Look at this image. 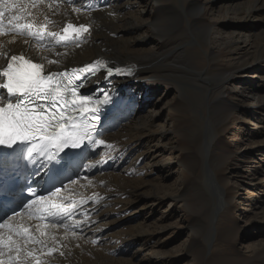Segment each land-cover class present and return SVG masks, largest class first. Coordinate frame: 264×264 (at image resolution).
I'll list each match as a JSON object with an SVG mask.
<instances>
[{
	"label": "bare ground",
	"instance_id": "bare-ground-1",
	"mask_svg": "<svg viewBox=\"0 0 264 264\" xmlns=\"http://www.w3.org/2000/svg\"><path fill=\"white\" fill-rule=\"evenodd\" d=\"M171 1L172 0H75V2H73V0H44V3L38 5V7L42 13L47 14L48 18L54 21L53 24L48 26L51 31L60 32L67 23H81L83 25H88L89 27L93 23L95 29L92 27L88 33H82L79 38V43L74 40L66 43H58L57 39L46 36L42 41V49L41 46L35 42L30 44L24 43L23 41L27 39V37H18L14 43H8V41L12 39L11 35L0 36V44H3L4 49L10 54L22 53L25 57H30L33 62L37 63L41 62V55L46 57L47 59L43 61L45 64V74L50 71L54 72L67 67L71 69H78L94 64L96 61H102L104 64L115 63L118 69L123 70L119 73H112L111 76L102 73L98 74L97 76L89 79L85 84V87H89L95 85V83H101L102 86H105L108 89H115V87L120 86L122 91L120 96L112 103L110 109L101 115V122L97 125V128L100 125H105L102 130L105 134L96 137L97 140H102L105 143L93 145L92 153L88 157V161L95 155L99 156L98 159L96 161L94 159V162L91 164H89L90 162L88 161L82 163L78 170L75 171L77 176L76 180H74L75 183L71 182L65 185L67 187H63L61 189V193L59 194L60 198L57 199L56 202L70 206V211L64 215L63 219L58 218L55 222L58 224H67L70 227L67 230L62 226L56 230H49L50 235H54L57 242L53 244L52 240H48V247L43 249V254L41 255L39 252L37 253V255L40 256L42 264H49L48 262H51V264H134L132 260H121L114 257L122 253L125 246L130 247L139 242L141 239L145 241L144 245L152 242L153 236H151V232L148 230L149 228L147 229L144 227L146 229L143 228L141 231L139 230L138 234L136 233L135 235L134 230L140 229L141 226L138 227V229H130L127 233L133 231V235L130 234L129 237H124L123 239L121 238V235H118L120 236L118 237L109 231H115L116 226H119L120 223L122 224L125 219H128V216L136 213L137 210H140V208L146 209L148 201H146L145 198H153V202L151 201L152 203L150 204L151 206H155L162 198L171 194L176 198L182 197V193L184 195L185 186H191L190 188L200 186V189H204L202 183L200 182V178L195 172L201 158L196 153L194 145L199 143L198 139L200 135H195V133L194 135H188L187 145L181 147L174 145L172 139H165L168 131H170L175 124H180L182 122L189 124L194 120L189 114L188 107L185 105L186 111L184 115H166L163 120L161 114L157 113L154 117L152 116L153 119L149 120L148 123L145 122L147 125H134L130 130L121 133L118 135L119 137L116 141H123L127 139L124 144L122 143L124 148L121 155L118 156V158H106L103 156L107 150V145L111 143V139L106 136L109 132H112L111 129L114 127L119 128V125L126 120L132 121L135 119L134 114L131 113V107L136 101V99H134L135 97L133 98L135 91L132 87L133 84L143 83L148 79V75L156 73L159 69L164 70L169 77L184 80L183 76L179 75L177 72L178 70L176 71L177 75H175L174 72L167 71L168 69H166L167 67L165 62L173 63L172 59H164V56L166 57L167 53H165L164 56L161 54L163 56L161 59L159 58L161 57L160 55L158 57L155 56V58H148L147 56L137 55L131 51H127L124 47H118L119 42L122 41L123 37L127 34H131L137 26L136 24H130V19L127 20L126 18H123L122 12L126 9L129 10V7L134 5H137V8L143 11L150 6H154L158 17L152 20L153 25L160 30V16H163L168 21V24L163 26L161 31L163 37L167 38V43L170 41H168V38H171L173 35L170 33L176 31L175 24L183 20L184 17L190 16L189 14H191L190 17L192 18L190 21L187 20L189 35L194 39L196 38L204 41L210 37L209 27L207 24L203 25L199 22V19L204 17L205 11L207 10L206 7L201 9L197 6L198 2L201 0H181L183 4L187 3V5L184 6L182 4L180 10L174 8ZM225 4L227 6L224 5L220 8L218 18H221L223 22L230 26L232 18L241 21L240 24H232V31L229 32L230 40L235 42V46L232 49L235 57L231 60L232 64L228 70L224 69L220 71L219 74L210 77L203 73L199 74L200 78L204 80V84L208 92H211L212 89L216 87H220L223 82L233 77L234 73L237 71H239L243 77L253 69V64H255V62L257 63L259 59H264V33L260 32L261 36L259 37L257 35V38L252 34L250 30L251 28L248 29L247 27L249 26L245 25L246 21L252 19L259 18L258 20L264 21V0H251L244 3L242 6H239V3H232V0H225ZM48 5H51V9ZM74 8H79L80 12L77 13L73 11ZM29 10H31L30 6ZM9 15V13H5V31H7ZM38 18L43 20V15ZM244 29L246 30V32H244L246 33V36L242 34L243 36L241 35L242 37L240 36V39L234 32L236 30L241 31ZM254 29L255 27L252 31ZM136 41L144 42L141 37H138L135 42ZM81 43H85L87 45L86 48L83 49L84 54H76V51L82 49L80 47L81 45L79 46ZM167 46L165 47L167 48ZM210 59L213 63H218L220 60V54L212 52ZM48 60L57 61V63L48 64ZM181 60L183 59L181 58ZM5 64V58L0 57V67H3ZM263 64L259 67V70L263 69L262 74H264ZM177 65L181 69H188L191 71V68H188L187 66L181 65L180 63H177L176 66ZM184 75L187 74L185 73ZM248 90V93L250 94L253 89ZM252 94L257 100V106L254 112L253 110H250L249 107L245 106L246 111L244 113L249 115L254 113L258 122L264 123V97H262V95L260 96L256 89L255 93L253 92ZM244 96L246 97V95ZM217 100L219 101L217 102ZM217 100H213L209 107L210 111H212V119L216 117L217 114L215 115V113L218 112L217 107L222 101V99ZM116 101H120L119 108L115 107ZM169 109L170 107H166L165 110ZM158 117H160L163 122L157 121ZM256 125L258 127V123H256ZM254 129L255 128H253V130ZM221 130L219 131L218 128L217 130L215 129V132L221 133L223 132V129ZM215 132L213 131V128H209L205 132V141L209 144V147L213 145ZM262 135L261 133H257L252 140H250L251 143L256 144L257 148L260 145H264V138L261 139ZM133 138H135L136 141H132ZM154 140L155 142L152 144L150 151L148 149L146 152H139L143 141L152 142ZM116 141L114 139V142ZM208 154V165L214 171L216 176L215 180L218 186L220 185V188H224V192H222L223 198L227 199L229 204L231 203L234 208L236 207L234 200H236L239 196V192L242 189L240 188L242 185H236L238 183L235 181H238V178L248 181L246 182V196H251L250 198L253 200L257 199L260 204L264 201V196L262 194H260L261 196L255 195L257 192L264 194V177H260L261 173L264 172V159L257 160L258 163H261L262 169H257L255 166V169L252 172L237 170L235 172L233 171L235 167H230L228 160L224 159L226 161L219 162L213 151H210ZM133 155L135 157L131 160ZM255 156L257 155L255 154ZM150 161L151 164L149 163ZM242 163L243 162L237 164L238 166H242ZM174 168L177 169L176 172H174ZM100 170L102 172H100ZM171 173H174L175 181L170 185L171 187H169L166 184V180L172 176ZM91 174L94 176L96 175L97 178L89 180V175ZM138 175H141L143 178L153 175L155 182H150V188H147L144 185L143 178L138 177L134 179V183L137 185L133 184L131 181L132 183L123 189V191L129 190V195H127L128 192L120 193L121 190H118L120 188L117 189V180L115 179H118L117 177L119 176H123L124 180L127 181L129 178L132 179ZM109 179H111L113 185L112 189H115L114 191H110L108 188L111 183H109ZM231 179L234 181L232 182ZM118 182L120 183V181ZM117 191H119V193H116ZM254 191L256 193H253ZM113 194H117L116 196H119L120 198L115 200L117 201L116 204L114 203L115 205L110 206L109 202L105 203L102 201L105 197ZM122 194L125 197L121 196ZM259 196L260 198H258ZM63 197H68V199L64 200ZM201 199L204 200L203 203L206 202V204H208L207 197H202ZM250 205L251 204H249V206ZM76 206L79 207L74 209ZM187 211L188 217L194 215L196 217L198 216L195 212H191L190 210ZM263 212L264 211H262V216L260 217L262 221H264ZM252 215L255 216V214ZM102 216H104V218L101 220L99 225L94 226V223L98 221L97 218ZM195 221L197 222V231L196 228H190V234L188 236L189 243L187 244V248L190 247L203 250V245L199 243L198 236L205 229V223L202 218L195 219ZM14 222H23L25 225H35L36 223L48 221H40L38 219L28 220L26 217H16ZM115 223L116 225L114 226ZM159 227L161 226L159 225ZM77 228L78 230H76ZM240 228L241 226L236 221L232 227L222 230L215 229V234L232 238L234 241L238 242ZM73 233H75V235H73ZM115 233H117V231ZM104 238L106 239V243H103L102 246L100 243L103 242ZM93 241H95V243H93ZM160 245L161 244L159 242L154 244L153 247L151 246L149 252L145 255V258L138 260V264H156V262L152 260L158 257L157 255L159 251L157 248ZM37 247L39 248L40 246L37 245ZM49 248L54 249L51 251L50 255L48 254ZM242 249L243 247H239L236 250L243 254V252H241ZM259 249H264L263 243L256 244V246L250 248L249 253L251 252L256 255L257 250L259 251ZM184 250L187 251L186 246ZM61 253H63V255H61ZM228 255L229 254L213 252V254L206 259L203 258V255H198L197 259L195 258V264H231V260H229ZM232 255L234 256V254ZM225 257H227L228 260H226ZM250 258H241L242 260L235 264H248Z\"/></svg>",
	"mask_w": 264,
	"mask_h": 264
},
{
	"label": "rangeland",
	"instance_id": "rangeland-1",
	"mask_svg": "<svg viewBox=\"0 0 264 264\" xmlns=\"http://www.w3.org/2000/svg\"><path fill=\"white\" fill-rule=\"evenodd\" d=\"M248 1L251 0H232V3H239V6H242ZM171 2L174 8L179 10L183 4L181 0H172ZM183 5L186 6L187 3H184ZM224 5L227 6L225 4V0H201L198 2L197 6H199V8H207L204 17L199 19L201 24H207L209 27L210 37L207 38L206 41L196 38L194 39L189 35L187 20H192L190 17L191 14H189L190 16L184 17V19L179 23L175 24L176 31L170 33L174 36L172 35L171 38H168V41H170L167 43V38L163 37L161 31L162 27L168 24V21L163 16H160V30H158L159 28L153 25L152 20L158 17L154 6H150L146 8L145 11H143L138 9L137 5H134L129 7V10L126 9L124 12H122L124 15L126 14L125 16L121 13L123 18H126L127 20L130 19V24H136L137 26L135 30L131 32V34H127L123 37L122 41L119 42V45L117 44L118 47H124L127 51H131L137 55L147 56L148 58H155V56L158 57L160 55L161 57L159 58L161 59L165 53H167L166 57L164 56V59H172L173 61V63L165 62L167 67L166 69H168L167 71L174 72L175 75H177L178 72L179 75L183 76L184 80H179L175 77H169L167 73L164 72V70L159 69L156 71V73L148 75V79L143 83L133 84L132 87L133 90H135L133 98L135 97L134 99H136V101L131 107V113L134 114L135 119L132 121L126 120L119 125V128L114 127L111 129L112 132H109L106 135L111 139V143L109 144L111 147H107V150L103 156L106 158H118V156H120L123 151V144L125 141H127V139L123 141H116V139H118V135L130 130L134 125H147L146 123L153 119L152 116L154 117L157 113L161 114L163 120L165 119L166 115H184L186 111L185 106H187L189 114L193 117L194 122L191 121L189 124L183 122L180 124H175V126H173L172 129L168 131L165 139H172L174 145L181 147L187 145L188 135H194V133L195 135H200L198 139L199 143L194 145L196 153L201 158L195 172L200 178V182L202 183L204 189H200V186L195 188H190L191 186H185L184 195L182 193V197L176 198L171 194L162 198L161 201L155 205L156 207L154 205L151 206L150 204L153 202V198H145L146 201H148L146 209L140 208V210H137L136 213L128 216V219H125L122 224L120 223L119 226H116L115 231L110 230L109 232L112 234L114 233L117 236L121 235V238L123 239L124 237H129L130 234L133 235L134 232V235L136 233L138 234L139 230L141 231L144 227H146L147 229L149 228L148 230L151 232V236H153L152 242L144 245L145 241L141 239L139 242L133 244L130 247L125 246L126 248L124 247L123 252L114 258L121 260L129 259L132 260L134 264H138V260L145 258V255H147L149 252L150 247H153L154 244L160 242L161 245L157 248L159 251L157 256L159 258L157 257L152 260L155 261L156 264H195V260L197 259L198 255H203V258L206 259L210 257L213 252L229 254L228 258L231 260V264L240 262L242 260L241 258L244 259V257L250 258V256L251 258L248 264H264V249H259V251L257 250L256 255L251 252L250 255L249 253V249L256 246V244H264V241H262L264 240V221L260 219L262 216L261 213L264 211V201L260 204L257 199L253 200L250 198L251 196H246V182L248 181L238 178V181H235L238 183L236 185H242V187H240L242 189L239 192V196L236 198V200H234L236 203V207L234 208L231 203H228L227 199L223 198L222 192H224V188H220V185L218 186L215 180L216 176L214 171L208 165V153H210V151L214 152L219 162L228 160V163L230 164L229 166L232 168L235 167L233 169L235 172L236 170L252 172L255 169V166L257 169H262L261 163H258L257 160L264 159V145H260L257 148L256 144H253L250 141L257 133H261V135L263 134L261 139L264 138V123H259L254 116V113L250 115L244 113L246 111L245 106L249 107V109L253 110V112L257 106V100L252 94L253 92L255 93V89L260 96L262 95V97H264V74H262L263 69L259 70V67L264 63V59H259L261 62L259 60L257 63L255 62V64H253V69L244 75L245 77H242V74L237 71L234 73L233 77L223 82L220 87L212 89L211 92L206 90L204 80H202L199 76V74L202 73L209 77L215 76L224 69L228 70L232 64L231 60L235 57V54L232 52L235 42L230 40L229 32L232 31V24H240L241 21L232 18L230 26L223 22L221 18H218V15L220 14L219 10ZM258 19L248 20L245 23V25L249 26L247 28H251L250 30L252 34L257 38L258 36H261L260 32L264 33V21H260ZM80 24L81 23H76L73 25ZM90 27L89 31L92 29V27L95 29L93 23L90 25ZM254 27L255 29L252 31ZM244 30H241L242 32L236 30L234 33L241 39L243 35L246 36V33H244L246 30ZM138 37H141L144 42H135ZM79 46L82 49L76 51V54H84L83 49H85L87 45L85 43H81ZM165 46H167V48ZM212 52L220 54V60L218 63H213L210 59ZM181 58L184 61L181 60ZM177 63L191 68V71L188 69H181L178 65L176 66ZM185 73L187 75H184ZM102 87L105 88V86ZM248 89H253L250 94L248 93ZM244 95H246V97ZM217 99H222V101L217 107L218 112L215 113V115L217 114L216 117L212 119V111H210L209 107L213 100ZM218 101L219 100H217V102ZM166 107H170L171 110H165ZM162 119L158 117L157 121L163 122ZM256 123H258V127ZM209 128H213L214 132L215 129L217 130L219 128V131L223 129V132L221 133H214V142L211 147H209V144L205 141V132ZM253 128L255 129L253 130ZM104 134L105 132H103L102 135ZM114 139L116 142H114ZM134 140L136 141L135 138L132 139V141ZM154 142L155 140L152 142L143 141V144L141 143L139 152H146L148 149L150 151ZM255 154L257 156H255ZM98 157V155H95L94 157L90 158L89 161L87 158L85 162L88 161L90 162L89 164H91L94 162V159L96 161ZM134 157L135 156L133 155L131 160H133ZM241 162H243L242 166H238L237 163ZM149 163L151 164V161ZM176 170L177 169L174 168V172H176ZM100 172L102 171L100 170ZM171 175V179L168 178V180H166V184L169 187H171L170 185L175 181L174 173H171ZM93 176V174L89 175V180L97 178L96 175V177ZM138 177L143 178L141 175H138L132 179L129 178L126 181L124 180L123 176L117 177L118 179H115L117 180V189L120 188L118 189L119 191L121 190L120 193L128 192L127 195H129L130 191H123V189L128 187L132 182L133 184L137 185L134 183V179ZM260 177H264V172L261 173ZM76 178L77 176H75L72 181H74ZM143 180L144 185L147 188H150V182H155L153 175L143 178ZM118 181H120V183ZM231 181L233 182L234 180L231 179ZM110 182L111 179H109V183ZM108 188L110 191L115 190L112 189V182L109 184ZM119 191L116 193H119ZM253 193L256 192L254 191ZM260 194L264 196V194L261 192H257L255 195L258 196ZM116 195L117 194L109 195L102 201L105 203L109 202L110 206H113L117 202L115 200L120 199L119 196ZM121 196L124 195L122 194ZM201 196L208 198V204H206V202L203 203L204 200L201 199ZM260 196L258 198H260ZM249 204L251 205L249 206ZM78 207L79 206H76L74 209ZM187 210L197 213L198 216L196 217L194 215L188 217ZM252 214H255V216ZM103 218L104 216L100 218L98 217V221L94 223V226H98ZM201 218L205 223V229L199 234L198 239L199 243L203 245V250L190 247L187 248V244L189 243L188 236L190 234V228H196L197 222L195 219ZM236 221L241 226L238 242L234 241L232 238L215 234V229L222 230L232 227ZM158 224L161 227H159ZM115 225L116 223L114 226ZM140 226L141 228L138 229ZM130 229L138 230L127 233ZM76 230H78V228ZM116 231L118 234L115 233ZM105 240L106 239L104 238L100 245L103 246V243H106ZM185 246L187 251L184 250ZM239 247H243L241 250L243 254L236 250ZM232 254H234V256ZM228 258L225 257L226 260H228ZM48 263L51 264V262Z\"/></svg>",
	"mask_w": 264,
	"mask_h": 264
},
{
	"label": "snow or ice",
	"instance_id": "snow-or-ice-1",
	"mask_svg": "<svg viewBox=\"0 0 264 264\" xmlns=\"http://www.w3.org/2000/svg\"><path fill=\"white\" fill-rule=\"evenodd\" d=\"M42 3L44 0H0V36L11 35L8 43H14L18 37H27L24 43L35 42L42 49L46 36L57 39L58 43L73 40L79 43L81 34L89 32L88 25L72 23H67L60 32L51 31L48 26L54 21L40 11L38 5ZM48 7L51 9V5ZM73 11L79 13L80 9L74 8ZM6 12L10 14L7 31ZM41 15L43 20L38 18ZM0 57L6 60V64L0 67V264H42L37 253L43 254L48 240L53 244L57 242L49 230L61 226L69 229V225L55 221L63 219L70 206L56 202L60 198V187H55L54 191L43 188L48 195H38L36 188L27 185L29 176L36 173H30L27 165L20 162L27 157L28 163L39 161L43 169L55 161L59 167L53 166L46 173V183L54 182L75 159V154L65 152V149H80L85 142L90 145L105 143L95 138L103 134L97 129L101 122L99 113L105 105L113 103V98L105 90H101L102 98L80 91L88 76L95 74V65H103L102 61L73 69L71 74L51 71L45 74L43 61L47 58L42 55L41 62H33L22 53L10 54L0 44ZM47 63L57 61L48 60ZM112 72L108 68L107 75L111 76ZM119 105L120 101H116L115 107L119 108ZM25 186L34 197L27 203H23ZM18 207L24 211L17 212ZM16 217L48 222L25 225L15 223ZM52 250L49 248V255Z\"/></svg>",
	"mask_w": 264,
	"mask_h": 264
}]
</instances>
